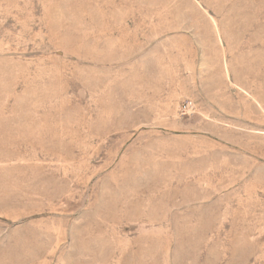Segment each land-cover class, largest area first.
<instances>
[{
    "label": "rangeland",
    "instance_id": "obj_1",
    "mask_svg": "<svg viewBox=\"0 0 264 264\" xmlns=\"http://www.w3.org/2000/svg\"><path fill=\"white\" fill-rule=\"evenodd\" d=\"M0 264H264V0H0Z\"/></svg>",
    "mask_w": 264,
    "mask_h": 264
},
{
    "label": "built area",
    "instance_id": "obj_2",
    "mask_svg": "<svg viewBox=\"0 0 264 264\" xmlns=\"http://www.w3.org/2000/svg\"><path fill=\"white\" fill-rule=\"evenodd\" d=\"M187 106H185V108H186Z\"/></svg>",
    "mask_w": 264,
    "mask_h": 264
}]
</instances>
